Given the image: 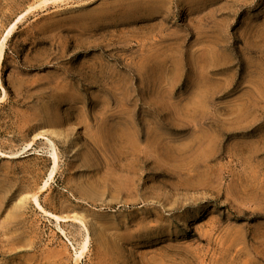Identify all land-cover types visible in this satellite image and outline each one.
<instances>
[{"label": "rangeland", "instance_id": "rangeland-1", "mask_svg": "<svg viewBox=\"0 0 264 264\" xmlns=\"http://www.w3.org/2000/svg\"><path fill=\"white\" fill-rule=\"evenodd\" d=\"M2 42L0 264H264V0H0Z\"/></svg>", "mask_w": 264, "mask_h": 264}, {"label": "bare ground", "instance_id": "bare-ground-1", "mask_svg": "<svg viewBox=\"0 0 264 264\" xmlns=\"http://www.w3.org/2000/svg\"><path fill=\"white\" fill-rule=\"evenodd\" d=\"M13 25L7 30V32H6V35H5V37H8L10 34H11V32H12V29H13ZM3 50H4V46H3V42L0 44V62L2 61V59H3ZM54 157H52V158H54V159H52L53 160V163H54V166H53V168L51 169V171L49 172V175L47 176L48 178H47V180L45 181V185L48 183V181L52 178V176H53V174H54V167H55V165H56V156L55 155H53ZM53 165V164H52ZM38 201V200H37ZM36 200H35V202L37 203V205L42 209V207H41V205L37 202ZM51 215H53V214H51ZM53 217L56 219V220H59L61 217H59V216H57V215H53ZM78 219V218H77ZM81 219V218H80ZM77 221V220H76ZM79 221H81V222H83L82 220H79L78 219V223H79ZM83 224H84V222H83ZM88 243H89V236L88 235H86V233H85V235L82 237V241L80 242V245H79V247H78V249H76L75 248V251H74V257H75V260H79L81 257H82V255H83V253H84V251L87 249V247H88Z\"/></svg>", "mask_w": 264, "mask_h": 264}]
</instances>
